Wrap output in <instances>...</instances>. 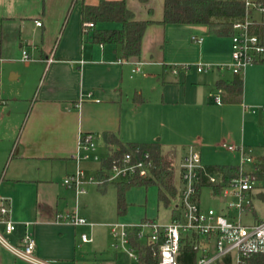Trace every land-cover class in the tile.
Masks as SVG:
<instances>
[{
	"label": "crops",
	"instance_id": "1",
	"mask_svg": "<svg viewBox=\"0 0 264 264\" xmlns=\"http://www.w3.org/2000/svg\"><path fill=\"white\" fill-rule=\"evenodd\" d=\"M125 1L136 19L148 22L141 49L130 57L124 56L118 44L93 39L92 28H85L83 4L98 5L101 0H0V202L10 207L9 217L17 225L14 232L7 233L0 224V232L14 245L26 230L32 232L35 256L47 264H88L84 244L96 241V225L109 227V232L97 231L96 247L103 246L111 236L108 250H112L113 222L131 223L144 218L158 221L157 214L148 215L146 208H141L149 198H158L155 185L128 189L127 209L122 215L116 210V196L112 206H103L101 222L87 220L92 225H76L65 218L68 213L83 218L92 214L79 208V198L89 193L86 184L93 182L85 179L87 192L77 195L64 179L78 165L88 177L95 176L88 170L97 175L104 167L102 161L96 164L98 155L90 167L86 160L77 162L82 133H92L107 150L105 131L116 133L125 144L159 143L163 149L161 139L166 137L175 161L174 144H179L184 130L208 121L207 107L226 111L218 106L226 101L238 102L243 115L256 109L245 103L249 99L247 91L243 90L240 100L227 101L225 90L218 85L220 80L231 81L220 66L231 61V51H223L221 46L223 36L204 24L161 23L164 0L161 15L154 14L151 0ZM96 27L113 29L122 24L108 21ZM260 33L263 38L262 30ZM24 50L29 55L26 60L22 58ZM31 55L34 61H30ZM19 61H25V73L17 67ZM199 61L211 64V69L199 72L193 65L188 70L182 68L183 64ZM259 64L264 65V59L250 66ZM5 65L9 67L7 80ZM263 67L256 66L254 71ZM216 89L222 90L221 103L215 100ZM89 92H93L90 98ZM185 121L190 122L188 127ZM192 145L196 147L197 143L184 146L180 159ZM236 145L252 149L243 143ZM87 227L92 241H80L79 234L86 233ZM0 243V264H35Z\"/></svg>",
	"mask_w": 264,
	"mask_h": 264
},
{
	"label": "built area",
	"instance_id": "2",
	"mask_svg": "<svg viewBox=\"0 0 264 264\" xmlns=\"http://www.w3.org/2000/svg\"><path fill=\"white\" fill-rule=\"evenodd\" d=\"M246 13L243 20L233 24L231 36V61L220 64L227 66L234 74H242L254 62L264 59V40L259 27L264 25V2L245 0ZM255 12L261 14L257 19ZM42 25L41 20H37ZM86 28L94 26L93 22H85ZM203 41V38H198ZM23 59H28L26 50ZM52 60V58H50ZM194 66L197 71H207L212 65L202 61L194 64H183L188 70ZM139 69V68H138ZM177 72V69H174ZM222 90L215 95V100L221 103ZM93 92L88 93L92 97ZM229 150L240 155L239 176L233 177L224 183L218 194L225 202V206L205 208L200 201L198 186L202 178L211 182H218L219 177L208 171L202 163L201 155L195 146L188 148L180 164L181 187L177 188L176 205L171 210L169 222H158L144 218L138 222L118 221L111 224V234L114 240L112 247L117 250L124 248L130 257L138 261V252L132 245V238L142 242L155 243L159 250L158 264H178L177 258L182 244L189 243L197 251L195 264H264V220L251 225L244 224L241 215L252 205L251 193L254 178L245 169L247 163H253L255 157L252 149L243 145L223 144ZM95 137L92 133H82L80 136L76 160L90 158V151L96 149ZM99 159L95 156V160ZM155 168L154 160L147 149L135 147L125 152L120 160L114 161L111 166L102 167L97 176L99 183L120 182L135 176H148ZM205 175V176H202ZM85 179L96 182L94 176L86 177V172L78 165L77 170L64 179V184L73 188L76 194L87 192ZM10 207L0 202V224L4 225L7 233L17 229L16 223L9 217ZM65 218L76 225L92 223L77 214H66ZM83 242L92 241V237L83 233ZM0 241L10 248L18 257L35 264H47L35 256L36 241L32 232L26 230L18 245L10 244L0 232ZM129 246V248L126 247Z\"/></svg>",
	"mask_w": 264,
	"mask_h": 264
},
{
	"label": "rangeland",
	"instance_id": "3",
	"mask_svg": "<svg viewBox=\"0 0 264 264\" xmlns=\"http://www.w3.org/2000/svg\"><path fill=\"white\" fill-rule=\"evenodd\" d=\"M252 1H263L264 0H252ZM153 4L154 14L161 15L162 12V3L163 0H151ZM257 19H262L261 14L258 12L254 13ZM262 27V33L264 38V25ZM38 39H41V32L38 34ZM221 46L223 51H231V39L229 36H223L221 38ZM25 48L31 52V47L25 45ZM27 51V50H26ZM30 61H34V56L31 55ZM0 62H2L0 60ZM226 63V62H225ZM25 61L17 62V67L26 72L27 68L24 67ZM4 66V65H3ZM256 66H264V65H256ZM256 66H248L246 70L240 75L244 80V92L247 91L249 99L245 101L246 104L251 105V107L256 108L255 112H247L243 115V108L239 107L238 102H226L224 101L222 105L226 108V111H221L217 107H207V111H209L210 116L208 117V121H204L200 126L195 125L193 127L184 130L183 137L178 139L179 144H174L177 146V159L174 161L175 163V183L178 188L181 187L180 180V163L183 161V158L180 159V156L183 152V148L189 144H195L196 150L200 152L202 162L208 165L215 164H238L240 161V156L237 152L228 150L227 147H224V143L227 144H240L243 143L248 147L253 149V156L255 158H259L264 156V109L261 108L264 106V70L259 72L254 71ZM4 78L7 80V72L8 68L5 65ZM264 68V67H263ZM206 73V72H203ZM222 74L226 77V79L232 80L236 75L229 69L227 66L223 68ZM9 80V77H8ZM24 80V77L21 79V82ZM7 83L4 84V88H7ZM26 88L25 90H27ZM1 90V85H0ZM219 90L216 89L215 93H218ZM244 95V93H243ZM224 100V99H223ZM211 104L213 103L210 100ZM24 109L27 110L28 106L25 102ZM215 104V103H213ZM260 107V108H259ZM21 114L19 115V120H21ZM190 124L189 121H185V126L188 127ZM97 144L96 151H90V158L86 160L89 166L90 162L94 160V156L98 155L99 160L97 163L102 161L108 156V150L104 147L103 143L99 139H95ZM170 140L166 137L161 139V144L163 145L166 151L171 150V145L168 144ZM172 152V150L170 151ZM94 164V166H96ZM5 165V163H4ZM86 166V167H87ZM4 167V166H3ZM90 167V166H89ZM244 169L247 172H251L254 169L253 163H247L244 166ZM88 174L96 175V172L88 170ZM63 179L64 176H60ZM88 177V176H86ZM96 182L87 183L88 194L85 196H81L79 198V208H85L91 211V215L84 216L88 221L92 222H101L102 213L104 210L103 206H109L113 203V200H116L117 196V183L116 182H108L106 185L99 183L97 176ZM253 189L251 193L252 205L248 209L247 212L241 215V220L244 224L251 225L254 223H258L264 220V182L259 180H254ZM152 186V185H151ZM154 186V185H153ZM149 187V186H148ZM154 190V189H152ZM127 193V192H126ZM149 198V203L147 205L143 204L141 208H146L148 215H155L156 219L159 222H169L171 219V210L176 205L177 199L173 198L169 205H166L164 202L160 201L158 198L152 199ZM200 201L205 208L215 207L220 209V207L225 206V202L218 195H214L209 187H203L200 194ZM131 206H136L132 204ZM137 207V206H136ZM117 210V206H116ZM123 217V216H121ZM116 219H123L118 218ZM116 220V221H117ZM141 221V220H138ZM114 223V222H113ZM93 234L96 237V241L94 243L84 244V252L85 256L89 259L88 264H95V262L100 261V264H136L137 261L130 257L127 253V250L124 248H119L117 250L113 249L108 250V241L105 243L104 238L102 241L103 246L96 247L97 245V231L102 230L109 232V227L105 225H96L93 227ZM88 234H91L90 227H87L86 231ZM80 232V241H81ZM5 239L7 237L4 235ZM114 238L112 237L113 241ZM1 244V243H0ZM129 248L128 245H126ZM115 250V251H114Z\"/></svg>",
	"mask_w": 264,
	"mask_h": 264
},
{
	"label": "trees",
	"instance_id": "4",
	"mask_svg": "<svg viewBox=\"0 0 264 264\" xmlns=\"http://www.w3.org/2000/svg\"><path fill=\"white\" fill-rule=\"evenodd\" d=\"M77 0H74L76 2ZM246 13L245 0H164V12L161 23L204 24L212 32L220 36H229L236 21L243 20ZM82 16L84 22H93L91 30L93 39L121 46L125 57L134 55L141 49L143 36L148 22L136 19L125 0H101L98 5L83 4ZM114 21L122 24L121 28L99 29L97 23ZM86 28V27H85ZM89 30V28H86ZM261 32L262 27H259ZM220 88L224 89L227 101L240 100L244 90V80L238 74L230 82L220 80ZM108 146V156L102 160L104 167L111 166L114 161L120 160L122 155L135 147L150 151L155 163L152 174L148 176H135L129 180L117 183V209L120 215L127 209L126 192L134 186H151L158 188V199L169 205L177 196L175 183V165L173 156L164 151L159 143L140 144L123 143L119 136L110 131L103 132ZM254 169L248 172L255 180L264 182V156L255 158ZM208 171L219 177L218 182H211L203 177L198 191L209 187L214 195H218L224 183L233 177L239 176V164L207 165ZM205 176V175H202ZM108 182L103 183L106 185ZM264 195V192L262 193ZM251 207V206H250ZM132 245L138 252L136 264H158L159 250L155 243L142 242L132 238ZM197 251L189 243L182 244L177 258L178 264H195Z\"/></svg>",
	"mask_w": 264,
	"mask_h": 264
}]
</instances>
